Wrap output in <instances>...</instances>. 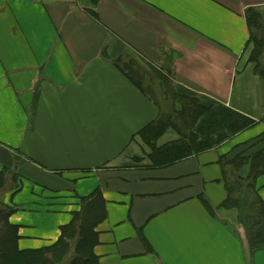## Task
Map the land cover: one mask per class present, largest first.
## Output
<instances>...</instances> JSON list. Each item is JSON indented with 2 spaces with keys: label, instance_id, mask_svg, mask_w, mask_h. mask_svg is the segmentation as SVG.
Wrapping results in <instances>:
<instances>
[{
  "label": "crops",
  "instance_id": "1",
  "mask_svg": "<svg viewBox=\"0 0 264 264\" xmlns=\"http://www.w3.org/2000/svg\"><path fill=\"white\" fill-rule=\"evenodd\" d=\"M248 9L264 0H0V174L17 186L0 205L14 210L19 250L54 245L81 199L98 193V264H264L237 211L222 207L221 158L264 155V79L246 59ZM129 55L177 94L252 126L150 167L140 133L162 101L116 66ZM177 139L166 131L156 144ZM243 166L245 178L250 162ZM256 189L264 202V175Z\"/></svg>",
  "mask_w": 264,
  "mask_h": 264
},
{
  "label": "trees",
  "instance_id": "2",
  "mask_svg": "<svg viewBox=\"0 0 264 264\" xmlns=\"http://www.w3.org/2000/svg\"><path fill=\"white\" fill-rule=\"evenodd\" d=\"M245 17L251 46L248 63L253 66V73L264 79V9H248ZM115 64L153 104L159 107L160 98H170L173 103L170 113H159L160 117L140 133L149 151L144 157L150 167H165L215 148L253 124L251 119L229 108L221 105L205 107L195 97L177 94L170 80L150 66L148 69L158 82V88L145 87L141 71L130 63L126 65L118 59ZM169 129L176 133L178 139L158 146L157 139ZM248 162L247 176L240 177L239 170ZM220 167L227 192L222 207L237 211L249 248L264 249V202L256 189L257 178L264 175V155L260 153L251 160L240 156L231 160L221 158ZM14 182V178L10 179L2 172L0 192L17 189ZM201 200L208 206L203 198ZM13 212L7 205L0 206V264H98L93 254L97 244L95 227L105 215L104 201L98 193L81 199L80 210L73 214L69 224L61 228L57 242L47 248L19 250L18 227L9 221Z\"/></svg>",
  "mask_w": 264,
  "mask_h": 264
},
{
  "label": "rangeland",
  "instance_id": "3",
  "mask_svg": "<svg viewBox=\"0 0 264 264\" xmlns=\"http://www.w3.org/2000/svg\"><path fill=\"white\" fill-rule=\"evenodd\" d=\"M249 52H251V47H250V49L246 55L247 58L245 57L246 59H248V56L250 55ZM121 62H123L126 65L130 63V65H132L135 69H138L139 71H141V76H142L141 81L143 82V85L145 87L151 86V87L157 88L158 82L155 80L153 73L151 71H149V69H147L146 65L143 64L142 61H140L137 56H135V55L125 56L121 59ZM159 101H162V103H160V105L162 104V106L160 107V109L162 110V113L163 114L170 113V111L172 110L171 99L168 98V99L164 100V98H160ZM169 131H171V129H169ZM133 150H136V149H133ZM5 193H6V191L0 192V199L2 198L3 194H5ZM63 264H66V263L63 262Z\"/></svg>",
  "mask_w": 264,
  "mask_h": 264
}]
</instances>
